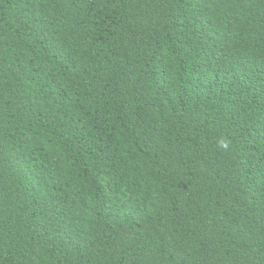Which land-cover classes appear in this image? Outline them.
I'll return each instance as SVG.
<instances>
[{
    "label": "trees",
    "instance_id": "16d2710c",
    "mask_svg": "<svg viewBox=\"0 0 264 264\" xmlns=\"http://www.w3.org/2000/svg\"><path fill=\"white\" fill-rule=\"evenodd\" d=\"M0 264H264V0H0Z\"/></svg>",
    "mask_w": 264,
    "mask_h": 264
}]
</instances>
